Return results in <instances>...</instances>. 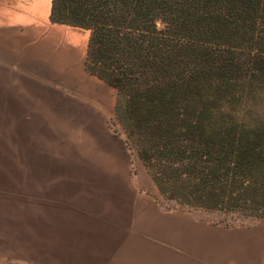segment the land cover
<instances>
[{
	"label": "trees",
	"instance_id": "1",
	"mask_svg": "<svg viewBox=\"0 0 264 264\" xmlns=\"http://www.w3.org/2000/svg\"><path fill=\"white\" fill-rule=\"evenodd\" d=\"M163 202L264 219V0H53Z\"/></svg>",
	"mask_w": 264,
	"mask_h": 264
},
{
	"label": "crops",
	"instance_id": "2",
	"mask_svg": "<svg viewBox=\"0 0 264 264\" xmlns=\"http://www.w3.org/2000/svg\"><path fill=\"white\" fill-rule=\"evenodd\" d=\"M52 3L0 0V131L12 140L0 144L11 146L12 167L25 166L30 229L21 250L0 258L207 264L201 246L191 255L192 214L164 208L153 176L116 128L117 90L87 72L90 32L51 23Z\"/></svg>",
	"mask_w": 264,
	"mask_h": 264
},
{
	"label": "rangeland",
	"instance_id": "3",
	"mask_svg": "<svg viewBox=\"0 0 264 264\" xmlns=\"http://www.w3.org/2000/svg\"><path fill=\"white\" fill-rule=\"evenodd\" d=\"M115 126L124 133L116 120ZM8 132L0 131V143L12 142ZM12 151L11 146L0 144V251L3 253L0 255H5L6 249L21 250L23 236L30 230L24 221V180L20 179L25 166L17 162L12 167ZM15 155L21 158L25 153L17 148ZM161 202L167 210L192 214L191 255L197 256V249L201 246V250L206 253L207 264H248L257 263L261 259L264 261V219L197 208H180L174 203ZM196 221L203 224L200 227L201 232H198ZM0 264L25 263L2 257Z\"/></svg>",
	"mask_w": 264,
	"mask_h": 264
}]
</instances>
